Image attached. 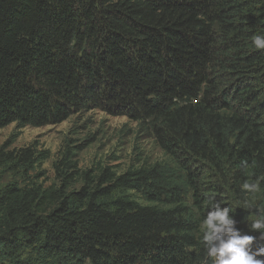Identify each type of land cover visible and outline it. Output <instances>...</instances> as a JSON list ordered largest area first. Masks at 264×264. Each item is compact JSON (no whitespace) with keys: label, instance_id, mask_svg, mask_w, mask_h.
<instances>
[{"label":"trees","instance_id":"trees-1","mask_svg":"<svg viewBox=\"0 0 264 264\" xmlns=\"http://www.w3.org/2000/svg\"><path fill=\"white\" fill-rule=\"evenodd\" d=\"M257 34L264 0H0V129L99 109L135 121L163 154L123 172L83 169L86 144L67 137L46 185L49 150L3 144L0 262L203 264L206 194L258 237L248 227L264 209Z\"/></svg>","mask_w":264,"mask_h":264},{"label":"rangeland","instance_id":"rangeland-1","mask_svg":"<svg viewBox=\"0 0 264 264\" xmlns=\"http://www.w3.org/2000/svg\"><path fill=\"white\" fill-rule=\"evenodd\" d=\"M67 137L71 138L72 144H86L78 157L83 169L102 165L123 172L136 165L139 158L149 162L163 158L160 148L147 133L138 130L135 121L99 109L78 113L59 124L43 127L17 129L15 123L10 124L0 129V146L12 142L11 148H20L36 142L39 147L49 150L51 157L40 170L44 171L46 185H49L55 182L53 163L60 157ZM13 178V174L7 173L4 182Z\"/></svg>","mask_w":264,"mask_h":264},{"label":"clouds","instance_id":"clouds-1","mask_svg":"<svg viewBox=\"0 0 264 264\" xmlns=\"http://www.w3.org/2000/svg\"><path fill=\"white\" fill-rule=\"evenodd\" d=\"M252 45L257 50H264V34L254 35ZM242 190L255 192L259 189V181L244 182ZM208 209L200 223L201 243L205 249L203 264H264V209L252 215L248 227L259 236L242 233L237 228V221L231 207H222L223 201L216 196L207 195ZM251 208V206H249Z\"/></svg>","mask_w":264,"mask_h":264}]
</instances>
